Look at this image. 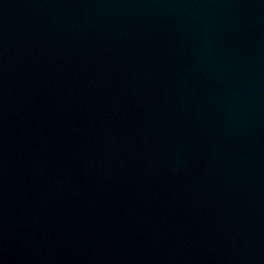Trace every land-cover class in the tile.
Returning a JSON list of instances; mask_svg holds the SVG:
<instances>
[{"label": "water", "instance_id": "1", "mask_svg": "<svg viewBox=\"0 0 264 264\" xmlns=\"http://www.w3.org/2000/svg\"><path fill=\"white\" fill-rule=\"evenodd\" d=\"M0 264H264V0H0Z\"/></svg>", "mask_w": 264, "mask_h": 264}]
</instances>
